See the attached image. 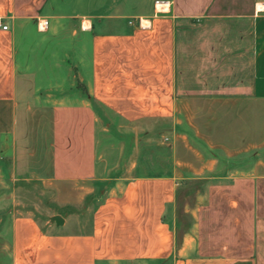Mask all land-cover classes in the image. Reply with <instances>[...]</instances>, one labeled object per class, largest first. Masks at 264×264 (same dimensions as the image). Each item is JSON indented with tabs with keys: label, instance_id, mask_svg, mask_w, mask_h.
I'll return each mask as SVG.
<instances>
[{
	"label": "crops",
	"instance_id": "crops-1",
	"mask_svg": "<svg viewBox=\"0 0 264 264\" xmlns=\"http://www.w3.org/2000/svg\"><path fill=\"white\" fill-rule=\"evenodd\" d=\"M0 22V156L32 187L0 194L33 199L2 211L3 262L264 264V0H0Z\"/></svg>",
	"mask_w": 264,
	"mask_h": 264
},
{
	"label": "rangeland",
	"instance_id": "rangeland-1",
	"mask_svg": "<svg viewBox=\"0 0 264 264\" xmlns=\"http://www.w3.org/2000/svg\"><path fill=\"white\" fill-rule=\"evenodd\" d=\"M107 119L110 122H113L117 128H119L120 133H125V132H140L138 127H128L125 125H122L118 123L113 117L111 116H106ZM153 130V128H152ZM112 130L110 128L106 127L105 130V136L103 137V141L105 144V147L108 146H114L117 147V144L113 143L112 141H120L118 140L115 135H112ZM116 133V131H114ZM114 137V138H113ZM146 138V135L144 136L143 134L138 135V140ZM130 138L129 134L124 135V140L128 142ZM108 150V149H106ZM107 152V151H106ZM117 154V153H116ZM5 160V161H4ZM7 159L6 158H1L0 156V193L2 190H12L16 188H22V189H31V183L27 181H18L17 177L15 175L14 170L12 169L11 166L4 168L6 164ZM202 189V183L200 181H190L189 183L185 184L184 187L181 189L180 193L178 194V199L176 202V218L178 219L179 225L181 230L185 229L187 224L190 222L188 215L185 213L187 210H191L196 203V201L199 198L200 190ZM33 199L32 197H21V198H2L0 194V264H6L3 262L2 258L3 256L2 251L5 253L7 250V242L6 238L4 239V234L2 232V211H5L4 208L7 206H12L13 204L19 203V205H25L26 207H31ZM37 217H42L46 215H41L37 214ZM4 222V221H3ZM5 233V232H4ZM6 237V236H5Z\"/></svg>",
	"mask_w": 264,
	"mask_h": 264
},
{
	"label": "built area",
	"instance_id": "built-area-1",
	"mask_svg": "<svg viewBox=\"0 0 264 264\" xmlns=\"http://www.w3.org/2000/svg\"><path fill=\"white\" fill-rule=\"evenodd\" d=\"M157 4H158V3H157ZM164 8H165L164 5L161 3V4H160V7H159V10H160V11H163ZM0 28H1L2 30H7L8 27H7L6 25H2L1 22H0Z\"/></svg>",
	"mask_w": 264,
	"mask_h": 264
},
{
	"label": "water",
	"instance_id": "water-1",
	"mask_svg": "<svg viewBox=\"0 0 264 264\" xmlns=\"http://www.w3.org/2000/svg\"><path fill=\"white\" fill-rule=\"evenodd\" d=\"M56 221H58V219L56 218Z\"/></svg>",
	"mask_w": 264,
	"mask_h": 264
}]
</instances>
